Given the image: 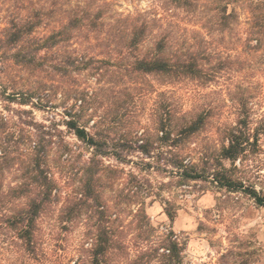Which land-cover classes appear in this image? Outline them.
I'll use <instances>...</instances> for the list:
<instances>
[{
  "label": "rangeland",
  "instance_id": "rangeland-1",
  "mask_svg": "<svg viewBox=\"0 0 264 264\" xmlns=\"http://www.w3.org/2000/svg\"><path fill=\"white\" fill-rule=\"evenodd\" d=\"M217 1L193 0L187 9L175 0L111 1L107 21L120 16H146L181 42H193L190 31L196 30L200 34L199 48L206 51L212 65L220 64L208 83L184 80L166 84L162 78L127 70L22 68L13 58L16 50L7 44L4 30L14 20L34 21L36 12L47 11L54 2L0 0V150L7 148L12 166L0 181L20 182L29 166L30 144L41 133L56 136L48 152V164L57 180L59 202L42 218V250L48 259L41 264H82V252L91 244L87 235L94 231L95 220L88 212L79 215L65 233L56 221L64 199L81 194L84 163L92 155V150L66 129L65 120L70 116L80 118L89 129L100 122V139L109 152L127 155L130 150L122 143L135 140L137 134L153 141L157 154L168 150L158 142L156 132V123L167 117L168 102L177 113L199 112L207 118L205 129L181 151L197 163L200 160L205 177L182 180L178 174L155 169L159 166L156 161L143 160L138 153L128 156L132 161L128 164L112 156L104 158L106 166L123 169L126 174L133 172L143 185L135 204H124L121 192L127 175L124 179L118 173L103 176L101 198L112 214V230L120 233L124 244L113 250L106 264H161L141 259L143 239L169 232L182 249L180 264H264V207L242 191L219 187L212 179L213 172L220 169L212 165V158L226 138L225 130L237 119L240 103L247 104L254 122L264 116V38L256 48L253 25L260 20L254 19L249 9L251 2L260 0ZM227 2L229 12L236 13V21L221 20L220 8ZM56 20L59 18L51 16L47 21ZM23 45L31 53L37 48L34 40ZM44 54L42 51L37 56ZM260 159L263 165L259 179L253 181L264 190V143ZM204 160L211 162L205 166ZM144 162L153 163L155 168L143 170ZM222 163L230 168V162ZM140 208L146 209L147 219L136 214ZM82 260L86 264L85 257ZM0 264L38 263H21L9 257Z\"/></svg>",
  "mask_w": 264,
  "mask_h": 264
},
{
  "label": "trees",
  "instance_id": "trees-1",
  "mask_svg": "<svg viewBox=\"0 0 264 264\" xmlns=\"http://www.w3.org/2000/svg\"><path fill=\"white\" fill-rule=\"evenodd\" d=\"M111 1L52 0L54 4L51 8H46L47 11L41 9L32 16L34 21L14 20L4 30L7 44L16 50L13 58L26 70H127L162 78L166 84L184 80L208 83L215 76L213 70H220V64L212 65L209 62L211 59L205 55L206 51L199 48L198 31H190L193 42H181L173 32L162 29L155 20H147L146 16H120L109 22L107 13ZM175 1L184 9L193 3V0ZM228 5L227 2L220 8L223 14L221 20L236 21V13L229 12ZM249 9H252L253 18L260 20L253 25L257 35L256 48H259L264 38V0L251 2ZM51 16L59 20L48 22ZM27 40L35 41L37 48L34 53L25 50L23 44ZM42 51L45 54L38 57ZM48 56H51L49 61ZM165 109L167 117L156 123V132L158 142L165 144L168 150L157 154L154 152L157 149L154 142L146 136L137 137V134L135 140L122 143L130 150L127 155L109 152L100 139V122H94L89 129L81 124L80 118L70 116L65 120L66 129L92 150V155L84 163L81 194L74 199L72 196L65 198L56 215V221L64 233L83 212H88L89 217L95 220L94 231L87 235L88 240H91L90 248L84 250L80 257L82 264H85L83 257L86 264H106L113 250L124 247L120 233L112 230V214L101 198L103 176L106 173H118L124 179L127 175V182L121 192L124 204H135L134 199L142 192L143 185L138 176L133 172L126 174L123 169L106 166L104 158L112 156L120 163L128 164L132 163L128 156L138 153L143 160H154L159 165L155 168L153 163L144 162L146 168L143 170L155 168L171 172L185 181L205 177L206 170L200 167V160L197 163L187 154H181V151L205 129L207 118L199 112L177 113L171 102L166 103ZM225 134L221 148L212 158V165L220 167L213 172V181L230 192L242 191L256 205L264 207V190L258 189L253 181L259 179L260 167L263 165L260 156L263 153L264 116L254 122L247 104L240 103L237 119L225 130ZM55 138L49 133H41L37 141L30 144L32 154L28 158L29 166L20 182L4 184V181H0V262L12 257L21 263L41 264L48 259L42 250L41 223L42 218L54 210L59 202L57 180L48 164V152L51 145L55 144ZM9 161L7 148L0 150V178H5L10 172L12 166ZM223 161L230 162V168L225 167ZM210 162L204 160V165ZM138 213L147 219L146 209L140 208ZM152 237L151 240L150 236L143 239L145 243L142 244L144 250L141 259L145 257L146 263L157 260L161 264H180L182 249L173 239L172 232ZM160 250H163L162 253Z\"/></svg>",
  "mask_w": 264,
  "mask_h": 264
}]
</instances>
